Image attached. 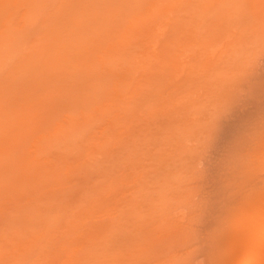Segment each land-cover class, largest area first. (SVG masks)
Segmentation results:
<instances>
[{
	"label": "rangeland",
	"instance_id": "rangeland-1",
	"mask_svg": "<svg viewBox=\"0 0 264 264\" xmlns=\"http://www.w3.org/2000/svg\"><path fill=\"white\" fill-rule=\"evenodd\" d=\"M261 162L264 0H0V264H219Z\"/></svg>",
	"mask_w": 264,
	"mask_h": 264
},
{
	"label": "bare ground",
	"instance_id": "bare-ground-1",
	"mask_svg": "<svg viewBox=\"0 0 264 264\" xmlns=\"http://www.w3.org/2000/svg\"><path fill=\"white\" fill-rule=\"evenodd\" d=\"M207 113V112H206ZM209 114H210V112H208ZM208 114V115H209ZM207 115V114H206ZM208 118V117H207ZM211 153V152H210ZM208 153L207 154V156H205L206 158L208 157V155L210 156V161L209 160H207L205 157H204V162H205V159L207 160V161H209L207 164H210L211 163V160L214 162V166L215 165H219V162L221 161H219V160H217V159H220V158H218L217 156L218 155H216L215 157H216V162L213 160L214 159V157H211L213 154L211 153ZM215 155V154H214ZM212 158V159H211ZM217 161H219L218 162V164H215V163H217ZM262 163V162H261ZM261 163H259V164H261ZM221 164V163H220ZM258 164V165H259ZM263 165H264V163H262ZM259 165V168H260V166H262L261 167V169H258L259 171H261V170H263L264 169V166L263 165ZM204 165H206V163L204 164ZM212 165V163H211V165H210V167H212L213 166ZM222 165V164H221ZM221 165H219V166H221ZM206 166H208V169H211V168H209V165H206ZM218 166V167H219ZM224 166L225 167H227V164H223L221 167H217V166H215L216 167V170L218 169V170H220V172L218 171H216L215 170V167H214V170L216 171H214L213 170V167H212V172L214 173H212V172H209L208 174H213L212 175V177H216L215 179H218V177H220L219 179H223V178H226L228 175H229V172H228V170H229V166L227 167V168H225V172H223V169H224ZM258 167V166H257ZM207 168V167H206ZM205 168V166H204V169H205V171H207L208 172V169H206ZM223 168V169H222ZM222 169V170H221ZM210 170V171H211ZM204 171V172H205ZM224 174H226V175H224V177H223V173ZM216 173H219L217 176H216ZM222 175H221V174ZM262 174L261 175H264V170H263V172H261ZM256 174H258V176L256 177V178H262V176L261 177H259L260 175V173L258 172H256ZM209 177L210 178H212L211 177V175H209ZM261 181H264V177H263V179H261ZM264 191H262L261 193L262 194H264L263 193ZM260 193V194H261ZM257 195V194H256ZM260 196V198L258 197V198H256L257 199V201H255L256 203L257 202H259V203H257V206H258V208L256 207V210L255 211H252V213H251V216L249 217V218H244L243 220H242V225H241V227L245 224V225H249L248 227H250V229H251V227H253L252 229H253V233L251 232L250 234H247L246 236L244 235L245 233V231H243L244 230V228L246 229V227H244L243 226V228L241 229V228H239V230H237V232H236V235H235V233H232L233 235H235V236H230V237H234L235 239L234 240H232L233 242H232V245H230L229 247H231V249L230 248H228L227 249V252H226V255L224 254V258H221L220 260H218V261H222L221 263H219V264H222L223 263V259H224V263L223 264H227L226 262L229 260V259H231V260H235V258H236V260H238V255L236 254V252H234L235 253V258H233L234 257V253L232 254V251H233V248L234 247H238V248H240V252H241V254H242V258H244L245 257V260L247 261V262H245V264L247 263V264H264V195L263 196H261V195H259ZM255 197H257V196H255ZM255 199V198H254ZM259 200V201H258ZM259 204V205H258ZM256 205V204H255ZM248 217V216H247ZM248 219V220H247ZM245 221H247V223L245 222ZM245 222V223H244ZM248 229V228H247ZM252 231V230H251ZM246 233H248L247 232V230H246ZM228 238V237H227ZM223 239H224V241L226 240L225 239V236L223 237V238H221L220 239V242L223 244V245H229L231 242H224L223 241ZM222 240V241H221ZM224 242V243H223ZM235 249V248H234ZM232 255H233V257H232ZM244 256V257H243ZM99 258V257H98ZM98 258H96V261H98ZM228 260H227V259ZM240 258H241V256H240ZM239 258V259H240ZM225 259L227 260L226 262H225ZM101 259H99V261H100ZM228 261L229 263L231 262L232 263V261ZM235 260V261H236ZM99 261L98 262H96L97 264H102V262H103V260H102V262L101 263H99ZM249 261V262H248ZM234 262V261H233ZM96 263H94V264H96ZM218 263V262H217ZM228 263V264H229ZM236 263V262H235ZM234 263V264H235ZM103 264H107V262L105 261V262H103ZM110 264V263H109Z\"/></svg>",
	"mask_w": 264,
	"mask_h": 264
}]
</instances>
